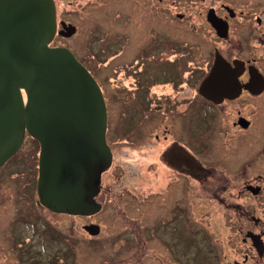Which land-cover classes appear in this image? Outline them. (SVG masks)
<instances>
[{
  "label": "flooded vegetation",
  "instance_id": "1",
  "mask_svg": "<svg viewBox=\"0 0 264 264\" xmlns=\"http://www.w3.org/2000/svg\"><path fill=\"white\" fill-rule=\"evenodd\" d=\"M56 2L50 46L65 47L52 44L79 27L68 10L58 18ZM97 3L110 8V33L97 25L82 58L66 48L103 94L111 163L95 186L98 210L64 215L84 219L75 227L96 240L97 264H264V0L83 8L98 17ZM63 23L76 32L60 35ZM200 247L201 260L188 255Z\"/></svg>",
  "mask_w": 264,
  "mask_h": 264
},
{
  "label": "water",
  "instance_id": "2",
  "mask_svg": "<svg viewBox=\"0 0 264 264\" xmlns=\"http://www.w3.org/2000/svg\"><path fill=\"white\" fill-rule=\"evenodd\" d=\"M60 35L76 27L62 24ZM68 31V33H66ZM57 34L54 0H0V168L26 133L40 145L37 196L54 213L90 215L110 166L103 94ZM93 225L86 230L96 234Z\"/></svg>",
  "mask_w": 264,
  "mask_h": 264
},
{
  "label": "rangeland",
  "instance_id": "3",
  "mask_svg": "<svg viewBox=\"0 0 264 264\" xmlns=\"http://www.w3.org/2000/svg\"><path fill=\"white\" fill-rule=\"evenodd\" d=\"M56 3L58 18L60 11L68 10L67 17L78 25L79 33L70 40L59 37L52 45L70 47L77 57L82 58L85 49L83 46L81 48V43L91 37L97 25H104L108 33L112 30L110 8L107 5L102 7L97 3L103 9L97 17L95 13L99 8L90 5L83 8L85 0H57ZM87 60V63L95 62L93 56ZM38 150V146L27 142L0 168V264H97L96 240L83 236L79 228L75 227L83 223L84 219L55 214L39 204L36 188ZM219 218L214 216V225L223 223ZM90 239L93 243L89 242ZM239 246L238 243V247L233 248L238 249ZM190 250L188 255L194 254L199 260L207 254L205 247ZM229 251L227 254L231 258H238L234 250Z\"/></svg>",
  "mask_w": 264,
  "mask_h": 264
}]
</instances>
